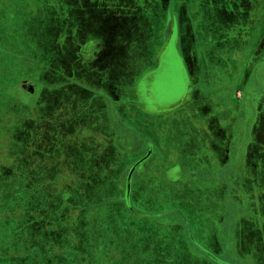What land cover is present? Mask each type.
I'll list each match as a JSON object with an SVG mask.
<instances>
[{"label":"crops","instance_id":"crops-1","mask_svg":"<svg viewBox=\"0 0 264 264\" xmlns=\"http://www.w3.org/2000/svg\"><path fill=\"white\" fill-rule=\"evenodd\" d=\"M75 1L81 2L83 0H0V71L6 70L8 72L7 78L1 80L0 83V98H2V102L5 104L4 106H0V121L4 119L6 124L7 142L5 145H9V140L15 145L18 139L23 137V143L26 144H22L23 148H27L26 150H22V155L20 156L18 153L13 154V151H10L5 146L6 150L0 151V159H6L5 167L29 168L32 165L29 160L33 159V161H38L37 167L50 169L48 170V177H46L47 174L43 173L45 175V188H47L48 184L52 185L50 188L48 186L45 192L49 191L51 196L55 195V199L56 196L59 198L62 195L64 196L65 200L61 202L62 210L67 206L69 197L76 195V192L78 194L81 193L79 191L82 189L85 190L82 194H87L88 185L98 182L96 178L101 177L102 180L105 178L106 182L110 183L107 184V187L111 185L114 189L118 190L116 192L119 198L106 199L102 204L99 203L93 208H105L107 205H114L109 210L114 212L112 214L113 217L115 214L116 220L121 221V224H119L125 230L130 227L142 228L144 226L158 233L163 231L172 232L171 236L175 240L173 242L175 244L172 246L175 249L178 251L179 249L189 251L192 254L191 260L197 264H214L203 253L199 254L193 248L182 217L186 220L188 219L190 228L196 222L199 223L198 220L200 218L197 220L193 214V211H196L197 208L194 206V203L188 204L186 200H189L190 188L194 190L198 188L199 186L195 184L201 185V180L211 184L209 180L201 176V169H212L214 171L218 168L219 170H223L239 162V155L236 156V154L241 152L239 146H242L243 137L246 136V140L248 139V130L250 128L244 129L240 126L244 120L238 121V109L241 108V102H248L247 97H242V101H238L237 94H234L235 90H232V92H228L227 96L230 95V97H227V99L219 98L215 93L216 87L217 90L224 87L230 88V84L228 82L222 84L215 82L214 90L211 92L215 94L212 97L206 96L203 91L201 92L202 89L199 86L186 106L168 113H148L143 111L136 103L135 89L138 83L136 85H132L131 83V86L127 89L123 87L122 78L125 77L128 69L125 67V63L121 61L123 50L125 53L128 46L130 49L131 46L137 43V38L134 36L137 32L127 36V29L133 30V26L139 24L141 20V22H145L147 20L145 19V14L151 15L152 8H154L155 13L158 10L156 23L159 25V28L161 27L158 30L162 34L166 32L172 15L180 17L187 14L186 18L192 26V30H190L189 35L184 34L180 36V54L186 59L188 72L194 71L197 73V76L193 77V79H196V82L209 81V84H211V76H205L204 74L207 75L209 73V75L214 74V76L219 77L225 69H220L221 64H211L209 59H206L204 63L202 61L199 69L198 63H192L191 56L204 57L202 49L203 41L212 40L215 43L217 35L220 32V35H223L222 39H229L235 36L236 34L233 35L232 26L224 30L223 28L229 25V23H226L224 27H220L218 32L214 34L211 27H203L202 23H205V21H201V24H197V21L192 23V20L189 18L191 13L190 11L186 13L183 10L184 7H182V11H175L174 0H98V3H94L96 0H87L86 5L81 6L83 9L82 13L86 12L89 6L93 8L91 15L101 25L100 29L95 31L96 33L90 27L89 31H91V35L87 34L82 38V35L85 33L84 25L78 23L74 18H68L67 16L64 19L65 22H63L64 31H60V27L56 26V24L61 23V20H58L60 21L59 23L56 21L51 22L54 32H46V21L48 20L46 19V6H60L64 4V6L71 8L69 4ZM240 1L243 2L245 0ZM90 2L91 5H88ZM211 2L212 4L209 2L207 6L210 8L211 5L213 12H208L209 14L201 16L202 18L216 15L217 11H221L223 7L226 10V6L229 7L228 11H231L238 4L236 0H211ZM258 2L261 5L260 10L257 12L250 11L251 17L249 23L244 28L246 32L253 25L258 24L259 21L264 23V0H258ZM35 3L40 8L43 5L44 9L39 8L38 12L37 9L35 11V9L28 7L30 5L35 6ZM105 3L108 4V9L104 8L106 6ZM248 3L253 6L256 0H248ZM240 10L243 12L242 8ZM211 18L216 23V18ZM78 20H82L84 23L88 22L82 18H78ZM178 24L184 26L185 20L178 18ZM237 27L239 28V26ZM198 28H201V30ZM57 29L58 33L55 34ZM261 36L262 46L260 49L257 48L252 57L248 51H243L244 54L242 56L238 53L239 50L236 52L230 50L223 54L226 56V59H224L226 62L224 61L225 64L223 66H228L229 59L232 65L233 59H236L239 54V56H242L241 60L245 61V64H243L244 70L246 72L250 71V73L254 72L258 59L264 51V33ZM188 39L195 41V48H190L187 45L186 40ZM248 39V37L245 38V40ZM63 41H66L65 44L69 46L73 44L76 49L75 52H71L70 54L76 57L75 65H80L81 79H84L81 84L73 83L76 79L75 67L69 68V63L63 62L61 54L57 52L58 50L61 51ZM209 45L206 44V49L209 48ZM122 46H126V48H122ZM80 47L88 49L87 52L89 54L84 56V58H78ZM128 55L129 52H127ZM220 61L223 62V59ZM10 68L12 75L11 71H9ZM218 70L220 72H216ZM228 71L230 72L229 75H232L234 72L232 69H228ZM103 72H106V74L103 75ZM229 75L227 76L228 80ZM67 80H69V83L64 85L66 88L69 84L73 85L70 88H72V100L75 101L71 102V104L68 103L73 112H76V103H80L82 99L73 88L79 86L89 92L84 99L89 102V110L87 111L88 130L85 133L89 140L98 143V150H96L95 154H89L93 162L88 164L79 165L76 164L77 160H70L65 154L58 155L59 151L57 150L49 149L51 151L49 152L41 149L40 146H33L36 138L38 137L39 142L41 136L39 120L45 115V113L40 111L41 105L46 101L45 95H43V88H46L45 83L48 82L56 85L62 81L67 82ZM249 81L248 76H246L242 82L247 83ZM99 83H102V87L105 84L108 85L109 89L102 88ZM4 86L5 89L3 88ZM56 87L58 88V86ZM93 91H97L99 94H93L92 96L90 92ZM237 92L242 93L241 89L237 90ZM253 92L254 90H251L252 94ZM59 101H57L56 105L63 102ZM189 105H192V108H189ZM61 107L57 106L55 112ZM246 107L247 105L244 108L246 110L245 125L247 127L246 123L249 119V111ZM116 118L120 119L121 122H118ZM89 119L93 125L97 124L95 123L96 119L108 121L107 134L95 132ZM125 119L127 120V124L123 123ZM37 125L39 130L36 129ZM10 137L13 138L11 139ZM53 144L55 148V143ZM149 144L154 145V149L152 147L150 152L147 149ZM153 154L155 155L153 156ZM50 156L55 158L45 162L46 157L49 158ZM59 156H61V159H59ZM19 163L22 164L20 165ZM142 167L144 170L138 173L136 171L137 168ZM119 168L120 170H118ZM81 169H86L88 172L87 177L86 175L84 176V172ZM135 171L136 173L134 174ZM106 176H109V179ZM128 176L130 177L129 179ZM129 184L133 186H128ZM217 184L218 180L213 182V186ZM141 191L145 192L146 195L150 194L154 197H157L156 194H160L159 198H161V195L171 198L172 196L169 197V193L173 194V192H176L175 198L183 199L179 203L174 204L171 209L175 211H171L170 215L172 216H169V218L172 219L173 217L176 222L157 223L156 221L158 220L156 218L160 219L161 217L159 213H156L154 216L148 211H138L139 208L134 209V207L132 211H135V214H132L127 204L130 200L134 199L133 194L135 192L137 194ZM165 192L168 197L165 195ZM219 192L221 197H225V186L219 188ZM159 198L157 197L156 199ZM115 199L117 200L116 202H111V200ZM260 201L263 203L262 197H260ZM261 202L256 201V211H252L250 217L247 218V222L244 223V226L251 224L245 231L243 230L242 221L240 222V229L230 231V236L229 234L227 236L226 231L221 226L219 227L220 229L211 231L208 236L206 235L207 231L204 229L197 230L202 236H206L209 251L213 252L216 255L215 257H220L224 253L225 250H223L222 246L225 244L227 247H231L232 252L235 254L238 252L237 254L240 256L239 258L243 264H259L252 255L255 253L253 249L258 244V240L264 237V218L262 216L263 207L261 206ZM61 212L66 213V211ZM82 212L87 213L88 211ZM27 213L29 214V211H23L21 216L26 217L25 214ZM36 213L39 215V225L42 220V214L46 215L48 213L49 218H53L54 220L61 218L58 210L36 211ZM83 213L67 211V215H70L66 220L67 225L72 227L77 222L83 225L85 223L83 220L86 219V214ZM105 213L106 211L104 214H101L102 218L100 217L101 215H98L96 223L92 224V230H97L96 232H98V236H96L93 244L98 245L99 248L106 243H109L107 247L112 246L113 248L114 243L126 241L129 244V239H117L119 237L116 238V236L103 239L105 233L108 232L105 228L103 230V227H109V229L116 227V225L111 223L110 219H104L105 215L109 212ZM73 216L74 219L72 218ZM87 218L89 219V217ZM162 219L164 220V217ZM223 220L224 217L222 216L219 222ZM87 228H85V232H87ZM123 228L122 232H124ZM100 229H102V237L99 235L100 231L98 230ZM54 230H57L56 225H54ZM57 231H59V228ZM146 232L142 231L139 234H142L145 238L150 237V239H146L150 241L145 242H151L150 244L153 243V246L151 245L149 247L150 250H146V252L150 251V258H153L157 245H169V240H165L168 238H154L151 235L152 232ZM109 233L114 232L109 230ZM222 234L226 237H223ZM88 235L90 234L87 233L86 236L88 237ZM126 236L129 237V234ZM131 238L133 239V237ZM225 238L229 240V245ZM137 242L134 241V244ZM246 245H248L247 248ZM110 256V264H114L115 259L121 260L119 254ZM123 256H125V253ZM103 260L108 263V259L106 260L105 257ZM261 260H264V257ZM260 263L263 264V261ZM126 264H134V261L130 260Z\"/></svg>","mask_w":264,"mask_h":264},{"label":"rangeland","instance_id":"rangeland-1","mask_svg":"<svg viewBox=\"0 0 264 264\" xmlns=\"http://www.w3.org/2000/svg\"><path fill=\"white\" fill-rule=\"evenodd\" d=\"M96 1L94 3H98V0ZM182 1L183 0L173 1L175 11L179 10L178 8L181 7L183 3ZM236 1H238V4L234 6L233 10L228 11L229 7L226 6V10L223 7L221 11H217L216 15H209L204 18H202L201 15L196 14L197 11L208 10V4L205 3L204 0H191L192 5H190L191 7L189 9L191 13L189 15V18L192 20V23H195V21H197V24H201V21H205V23L202 24L210 25L209 27L212 28L211 30L214 34L218 32L220 27H224V24L229 23V25L224 27L223 29L225 30V28L227 29V27L232 26L234 31L233 35L236 34L235 36L230 37L229 39H222L223 35H220V32V34L218 33L217 35L216 42H211L209 48L206 49V47L202 45L204 59H209V61H211V64L213 65L217 63L221 64L220 69H225L219 75L220 78L214 76V74L209 75V73H207V75H204L211 76V84H209V81H202L201 83L196 82V79H193L188 72L186 59L182 57V60L179 61L178 58L175 56V53L172 52V54H170L169 52L170 55H166L165 63L168 64L169 62H171L172 58L177 62L178 67H175L176 77L174 78L172 74L169 73L168 67L165 68V72L164 69H162V74L157 82L158 88H156L158 99L154 100L160 104L165 105L175 103L178 98H180L184 94L189 85H192L194 87L197 83L202 89L201 92L203 91L204 94L209 97H212L216 93L217 97L227 99V97H230V95L227 96L228 92H232V90H235L234 94H237L238 101H242V97H247L248 102H241V108L238 109V121L241 122L245 120L246 110L244 108L247 105L246 108H248L249 111V119L246 123L247 127L245 128H250V130H248V139L246 140V136L242 138V145L244 144L243 149L240 153L236 154V156L239 155V162L234 163L230 167L228 166L223 170H219L218 168H216V170L214 171H212V169H201V176L204 177L206 180H209L211 184L205 183L204 180H201V185L195 184L196 186H199L198 188H196L195 190L193 188H190L189 200H186L188 204L194 203V206L197 209L196 211H193V214L196 216L197 220L198 218H200L198 220L199 223L196 222L190 228L194 238L196 239L195 247L193 243L191 244H193V248L197 251V253H203L206 258L208 260H211L214 264L243 263L239 258L240 256L237 254L238 252L236 253V255L234 252H232L231 247H227L225 244H223L222 246L223 250H225L224 253L220 257L218 255V257H215L216 255H214L213 252L209 251V245L206 236H202L200 233L197 232V230L204 229L205 231H207L206 235L208 236L211 231L215 229H220L219 227L221 226L226 231L227 236L228 234L230 236V231L235 229L237 231L240 229V222L242 221L243 230L245 231L246 228L251 224L244 226V223L247 222V218L250 217L252 211H256V201L261 202L260 197H262L263 199V203L261 202V206L263 207L262 216L264 218V51L262 53V56L259 57L257 66L254 72L252 73H250V71L246 72V70H244L243 64H245V61L241 60L243 56L242 54H244V52L248 51L252 57L254 52H256L257 48H261V34L264 33V23L259 21L258 24L253 25L250 30L246 32L244 28L249 23L251 17L250 11H259L261 5H259L258 0H256L255 5L253 6L251 4L249 5L248 0H245L243 2L240 0ZM86 2L87 0H83L81 2H72L69 4L71 5V8L64 6V4L60 6L47 5L45 9L47 15L46 19H48L46 21V32H54V27L52 26L51 22L56 21L59 23L60 21L58 20H61V23L56 24V26L60 27V31H64L65 29H63V22H65L64 19H66V16L68 18H74L78 23L84 25L85 33L84 35H82V38L87 34L91 35V31H89L90 27L93 29L94 32L97 29H100V23L96 22L91 15V12L93 11V8H90L91 6H89L88 10L86 9V12L82 13L83 9L81 8V6L86 5ZM36 3L35 6L30 5L28 7H31V9H35L36 11V9L38 10L40 8ZM88 5H91V2ZM240 8L243 9V12L240 10ZM40 9H44L43 5H41ZM151 11V15L145 14V19H147L145 20V22H141V20L139 24L133 26V30L127 29L128 31H126V35L128 34L127 36L137 32V34L134 35L137 38V43L131 46L130 49L128 46L127 50L125 49L126 52L124 53L123 50L122 53L121 62L125 63V67L128 69L126 71L125 77L122 78V85L126 89L131 86V83L132 85H136L138 81L144 76L146 71L154 69L159 63L158 60L162 52L160 51V49L163 46L167 31L164 32V34L160 33L159 30L161 27L159 28V25H157L156 23L158 10L155 13L154 8H152ZM159 12L161 14L160 10ZM211 17L216 18V20L218 21V25L217 21L215 23V20ZM78 18L86 19L88 22L84 23L82 20L79 21ZM169 24L167 25V28ZM237 26H239V28ZM198 29L201 30V28ZM190 30H192V28ZM168 32L170 33V30ZM56 33H58V29L55 31V34ZM61 35H63V33H61ZM246 37H248L249 39L245 40ZM186 42L190 48H195L194 40L188 39L186 40ZM122 48H126V46H122ZM230 50L233 52L239 50L238 53H240L242 56H239V54L237 53L238 57L236 59H233L234 62H232V65L229 59L228 66H223V64H225L226 62L224 60L226 59V56H224L223 54L229 52ZM75 51L76 49L73 44H70V46L65 44L61 47V51L58 50L57 52L61 54V59L62 61L64 60L63 62L72 65L75 62L76 57L74 55H71L70 53ZM127 52H129L128 56ZM221 59H223V62L220 61ZM79 66L80 65L74 66L76 70V79L73 82L74 84H81L84 81V79H81L82 75L81 71L79 70ZM228 69L234 70L232 75H229L230 72L228 71ZM9 71H11L12 75L11 68L9 69ZM216 72L220 71L218 70ZM105 74L106 72H103V75ZM7 75L8 72H6V70L0 71V83L1 80H5L7 78ZM228 75L229 80L227 79ZM246 76H248L250 81L247 83H243L242 81L244 78H246ZM232 77L234 79L233 81ZM215 82H218L220 84L228 82L230 84V88L224 87L217 90L216 87L215 93H211L212 90H214ZM99 84L101 86L102 83ZM45 85L46 88H43L44 93L42 89V93L43 95H45L44 97L46 101L40 107V111H42V113H45V115L39 120L40 130L38 128V125L36 126V129L40 131L41 136L39 142L38 137L36 138V141H34L33 146H40L41 149L47 150L49 152H51L49 149L54 151L57 150L59 151L58 155L65 154L66 157H68L70 160H77L76 164L79 165L93 162V159L90 158L89 154L96 153V150H98V143L93 140H89L85 133V131L88 130L87 111L89 110V102H87L88 100L85 101L84 99L86 98L85 96L89 92L85 91L79 86L73 88L76 94L78 93L80 95L79 97H82L80 103H76L75 105L76 112H73L71 106L68 104H71V102L75 101L72 100L71 95L72 88H70V86L72 84H69L67 88L66 86H64L66 85V81H62L56 85H52L51 83L47 82L45 83ZM105 85L104 87H101L109 89V86ZM56 86H58V88ZM3 88L5 89V86ZM239 89H241L242 93L237 92V90ZM251 90H254L253 94L251 93ZM90 93H92V96L93 94H99V92L97 91H93ZM58 100L63 102L61 104L59 103V105H56ZM2 101V98H0V106L5 105ZM192 105H189L188 107L192 108ZM57 106L62 107L57 112H55V108H57ZM158 108L161 109V107ZM154 110L158 111V109ZM60 111L61 113H59ZM116 120L118 122H121L118 118H116ZM89 121L92 124V121L90 119ZM95 123L97 124H92L94 128L93 130L95 132L107 134L108 131L106 130L108 129L109 125L108 121L105 122V120L96 119ZM123 123L127 124V120L125 119ZM6 138V124L5 120L3 119L0 121V151L6 150L7 147L10 151H13V154L18 153L21 156L22 150L27 149L23 148L22 144H25L23 143V137L21 139H18V142L16 143L18 145H14L13 142H10L11 140H9V145L7 146L5 145L7 142ZM10 138L12 139L13 137ZM53 143H55V148L53 147ZM153 146V144H149L148 148H146L150 152ZM154 155L155 154H153V156ZM53 158L55 157H46L45 162L50 161ZM59 159H61V156H59ZM5 160L6 159L4 158L0 159V223L1 225L4 224L0 228H6L5 224H7V221H9V218L11 217L12 219H20L22 215L21 213L26 208L30 207V205H39L38 209H40L39 207H46V203H48V205L50 204L52 210H58V213H60V215H62L61 211H78L79 213H83L82 211H88L87 213H83L86 214V219L83 220L85 223L81 225L83 229L88 227L87 233L90 234L88 235V238L90 237V241L88 242V244H73L74 242H72V240H69L72 236L66 235L65 247H68L67 251L65 253H59L55 255V260L53 259L54 261L46 263L110 264V255L119 254V256H121V260L115 259L114 264H126L130 260L134 261V264H197L196 262L191 260L192 254L189 251H186V249H179L178 251L177 249H175L174 246H172L173 244H175L173 243L175 241L173 239L174 237L171 236L172 232L163 231L161 233H158L157 231H154L153 229L144 226L142 228L130 227L129 229L125 230L122 226H120L121 221L116 220L115 214L113 217L112 214L114 212L109 210V208L114 205H107L105 208H93L99 203L102 204L106 199L119 198L117 193L118 190L114 189L111 185L110 187H107V184L110 183L106 182L105 178L103 180L101 177L96 178L98 182H95L93 185H88L86 190L87 194H82L85 190L82 189L83 187L80 188L82 189L79 191L81 193L78 194V192H76V195L69 197L67 206L65 207V209L62 210L61 197L59 198L56 196L55 199V195L51 196V193L48 191L49 195L51 196V198H49L50 202H48L46 200V197L44 196L46 194L45 189L47 190V188H45V175H43V173L46 174V171L45 168L37 167L38 161H33V159H30V163L32 165L34 164V166L31 165L29 168L25 167L23 169V167H5ZM19 164L21 165L22 163ZM81 170H83L84 176L86 175L87 177L88 172L86 171V169ZM118 170H120V168ZM143 170V167L139 168L138 173ZM112 175H114V173H112ZM106 178L109 179V176H106ZM216 180H218V184L213 186V182H215ZM128 186L131 185L129 184ZM222 186H225V197H221L219 192V188H221ZM136 192L135 194H133L134 199L130 200V202H128L127 204L131 211L134 207V209L139 208L138 211H148L154 216L156 215V213H159L161 217L160 219L158 217H155L158 220L155 221L157 223L161 222V224L176 222L173 217L172 219L169 218V216H172L170 215L171 211H175L171 210L172 206L183 200L182 198H175L176 192H173V194L169 193V197L172 196L171 198H166L163 195H161V198H159L160 194H156L159 199H156L157 197H154L153 195L151 196L150 194L146 195L143 191L137 194ZM165 195L167 196L166 192ZM63 200H65V198H63ZM14 208L17 209L15 210ZM7 211H9L10 213H7ZM103 211H106L105 214L109 212L107 214L109 215V217L105 215L104 219H110L112 221L111 223L113 225H116L115 228L113 227L110 229L109 227H103V230L105 228V230L108 231L105 233L103 239H109L111 236H116V238L119 237L117 239H129V244H127L128 242L126 241L114 243V248L112 246L107 247L109 243L104 244V246H102L100 243L101 248H99L98 245L96 246V244H93L96 236H98V232H96L97 230H92V224L96 223L95 221L97 220L98 215L104 214ZM30 214L35 217L36 211H30ZM167 216L168 218H166ZM222 216L224 217V220L219 222V219ZM87 217H89V219ZM100 217L102 218V215ZM163 217L164 220L162 219ZM72 218L74 219V216ZM209 218L211 219L209 220ZM182 220L184 221V224L187 227V225H189L188 219L186 220L184 217H182ZM22 226L23 225H19L17 229L13 230H0V264H20V260H22V257L25 255L35 256V258H38L40 256L41 252H39V247L42 248L47 238L43 236L42 232L39 237L36 233L32 234L31 232H26L23 230ZM27 226L28 225H25V227ZM122 228L124 232H122ZM109 230L113 231L114 233H109ZM98 231H100L99 235L100 237H102V229ZM142 231H147L146 233L152 232L151 235L154 238H168L165 240H169V245H157V249L155 253H153V258H150L151 252H146V250H150L149 247L151 245L153 246V243L150 244L151 242H145L150 241L146 240L150 239V237L145 238L142 234H139V232ZM117 232H119V234H117ZM127 234H129V237L126 236ZM130 236L133 237L134 240ZM85 237L86 235H84V238ZM223 237L226 236L223 235ZM225 240L226 242H228L229 245V240H227L226 238ZM134 241L138 242L134 244ZM258 241L259 242L258 244H256L255 249H253V252L255 253L252 256L256 258L259 264H261V261H263L264 264V260H261V258L264 257V237H261ZM247 247L248 245H246V248ZM63 251L65 250L61 249V252ZM124 253L125 256H123ZM104 257L106 258V260L108 259V263L103 260ZM44 259L47 258H42V262L44 261Z\"/></svg>","mask_w":264,"mask_h":264},{"label":"flooded vegetation","instance_id":"flooded-vegetation-1","mask_svg":"<svg viewBox=\"0 0 264 264\" xmlns=\"http://www.w3.org/2000/svg\"><path fill=\"white\" fill-rule=\"evenodd\" d=\"M204 1H205V3L210 2V4H212L211 0H204ZM182 2L183 3L181 5V7L178 8L179 9L178 11H182V9H183L182 7H184L183 10L186 11V13H187L191 7L190 5H192V2H191V0H183ZM105 4H106V6L104 8L108 9V7H109L108 4L107 3H105ZM197 12L201 16H204L205 14H209L208 12L212 13L213 9H212V6L210 5V8H208V10H200ZM186 15H184L185 17L184 16L177 17L176 15L171 16L172 19H171V21L169 20L170 24H169L168 28L166 29L167 35H166V38L163 42V46L160 49V51H162V52H161V55H160L159 60H158L159 61L158 65L154 69L146 71L144 76L139 80L138 84L136 85V89H135L136 103L139 105V107L143 111H146L148 113H156V112L168 113L171 111H175V110L179 109L180 107L187 105L188 102L190 101V99L194 96L195 91H197V89L199 87L198 83L194 87L192 85H189L188 88L186 89V91L184 92V94L180 98H178V100L175 102V103H181V105L175 109L172 108V105L175 103L165 105V104H160L157 101H154V100L158 99L156 88H158L157 82L160 79V76L162 74L161 73L162 69H164V72H165V68L168 67L169 73L172 74V76L174 78L176 77V68L175 67L177 66V62L172 58L171 62L166 64L165 63L166 62V55H168L169 52H170V54H172V52H173V53H175V56L178 58L179 61L182 60V56L180 54V49H179V42H180L179 38H180V36H183L184 34L189 35L190 29H191L190 23L187 20ZM178 18L180 20H182V19L185 20L184 26L182 24L181 25L178 24ZM202 25H203V27L204 26L205 27L210 26L207 24H202ZM182 29L184 32L182 31ZM169 30H170V33L168 32ZM186 32H187V34H186ZM211 42H213V41L212 40H205V41H203V45L204 46H206V44L209 45ZM65 43H66V41H63V45ZM87 51H88L87 48L80 47L79 48L80 54L78 55V58H82V57L84 58V56L89 54ZM191 60H192V63H195V62L198 63L197 66L199 67V69H200V66L202 64V61H203V63L205 62L204 57H202V56L198 57L197 55L191 56ZM68 66H69V68L75 66V62L72 65L69 64ZM189 74L192 76V78L197 76V73L194 71H191ZM70 78H71V75H70ZM66 83H69V80H67ZM158 107H161V109ZM154 109H158V111H155ZM245 121H246V119L244 120L242 125H240L244 129L246 127ZM242 146L244 147V145H242ZM242 146H239L240 151L243 149ZM136 171L138 172L139 168H137ZM134 173H136V172H134ZM129 178L130 177L128 176V179Z\"/></svg>","mask_w":264,"mask_h":264},{"label":"trees","instance_id":"trees-1","mask_svg":"<svg viewBox=\"0 0 264 264\" xmlns=\"http://www.w3.org/2000/svg\"><path fill=\"white\" fill-rule=\"evenodd\" d=\"M48 170L50 169H45V171H47V175L46 177H48ZM48 186H50L48 184ZM47 186V189H48ZM46 194L44 195L46 197V200L48 202L50 195L48 194L49 192H45ZM65 195V194H64ZM63 195L61 196V202H64L63 200ZM117 200H111V202H116ZM47 206L46 207H39L40 209H38L39 205H35L32 206L30 205V207L26 208L24 211H29V214H25L26 217L21 216L20 219H12L9 218V221H7L6 228H0V230L4 231L3 229L7 230H13V229H17L19 227V225H23V230L26 232H31L32 234H37L38 237L39 235L43 234L44 237H46L47 239L45 240L46 242H44V245L42 246V248L39 247V252L40 256L38 258H35V256H23L22 260H20V264H49L50 261H54L55 260V255L59 254V253H65L68 249V247L66 246V240L65 237L66 235L72 236L71 239L72 242H74L73 244H88V242L90 241V237L88 238L87 236L84 238V235H87V232H85V229L82 228L81 224L79 222H77V224H75L74 226H68L67 225V219L70 217V215H67V211L66 213L63 212L62 215L60 216L61 218H57V219H50L48 213L46 215L42 214V220L40 222L39 225V220L38 217L39 215L36 213L35 217H33L30 214V211H53L50 204L48 205V203H46ZM32 206V207H31ZM55 207V205H54ZM15 210L17 208H14ZM5 210V209H4ZM132 214H135V211H130ZM7 213H10L9 211H7ZM79 218V217H78ZM4 225V224H2ZM1 223H0V227H2ZM25 225H28L27 227H25ZM54 225H56V228L59 231H55L54 230ZM33 226V227H31ZM83 229V230H82ZM83 232V234H82ZM187 233L189 236V239L191 241V243L194 244V246L196 245V239L194 238L192 231L190 230L189 225H187ZM77 241V242H76ZM95 242V240H94ZM197 248V247H196ZM61 249H64L65 251L61 252ZM41 258V259H39ZM42 258H47L44 259V261L42 262ZM49 258V259H48ZM54 259V260H53ZM49 262V263H46ZM4 264V263H3ZM53 264V263H52ZM55 264V263H54Z\"/></svg>","mask_w":264,"mask_h":264},{"label":"water","instance_id":"water-1","mask_svg":"<svg viewBox=\"0 0 264 264\" xmlns=\"http://www.w3.org/2000/svg\"><path fill=\"white\" fill-rule=\"evenodd\" d=\"M180 105H181V103H175L172 105V108L175 109V108L179 107Z\"/></svg>","mask_w":264,"mask_h":264}]
</instances>
